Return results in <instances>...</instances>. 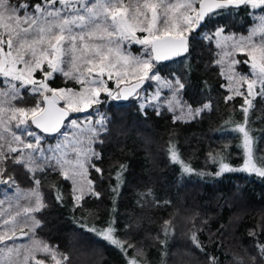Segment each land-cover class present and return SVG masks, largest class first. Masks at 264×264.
<instances>
[{
	"label": "trees",
	"instance_id": "16d2710c",
	"mask_svg": "<svg viewBox=\"0 0 264 264\" xmlns=\"http://www.w3.org/2000/svg\"><path fill=\"white\" fill-rule=\"evenodd\" d=\"M217 13L206 17L191 34L188 53L156 64L163 78L175 73L185 81L186 88L180 94L185 106L196 108L210 101V109L174 121L180 115L179 108L169 111L166 104L157 103L141 107L134 95L125 101L104 95L95 107L105 117L107 132L103 143L94 145L102 157L94 163L103 169V175L89 169L99 198L87 196L77 206L71 183L49 174L41 187L47 207L35 214L41 226L33 236L31 221L18 224V244H30L33 238L46 242L62 264H129L131 258L140 264H210L209 257H214L216 264H264L258 250L264 243V177L238 170L216 175L221 162L238 169L245 157L239 147L242 134L233 130L243 120V97L225 99L232 93L221 87L228 82L221 75L222 66L216 63L221 49L213 33L223 27L224 33L247 36L254 11L241 6ZM130 48L138 51L135 45ZM234 58L241 61L236 72L250 75L248 64L243 63L248 57L237 52ZM49 82L56 88L79 86L59 73ZM162 92V98L171 96L167 88ZM35 102V94L26 88L18 104L30 107ZM254 103L247 128L259 143L257 156H264V119H260L264 117V101L258 98ZM41 135L45 136V147L53 142L52 136ZM170 148L178 153V161L171 159ZM210 154L216 157L215 162ZM186 166L192 171H185ZM7 167L21 190L33 186L25 167L11 161ZM57 183L62 202L54 198ZM6 190L12 195L7 185H0V198ZM148 192L151 194L145 199ZM16 204L20 206L11 208L12 212L27 206L28 201L22 197ZM246 207L248 214L242 209ZM237 216L240 219L235 223L232 218ZM109 225L116 238L134 248L125 253L104 239L100 233ZM37 256L45 258L43 253ZM53 262L51 256L46 258V264Z\"/></svg>",
	"mask_w": 264,
	"mask_h": 264
},
{
	"label": "snow or ice",
	"instance_id": "6c2138e0",
	"mask_svg": "<svg viewBox=\"0 0 264 264\" xmlns=\"http://www.w3.org/2000/svg\"><path fill=\"white\" fill-rule=\"evenodd\" d=\"M241 6L261 10L248 35L239 38L223 35V27L217 28L213 35L219 38L216 46L221 49L216 63L222 66L221 75L228 82L221 87L232 93L225 99L243 97V120L233 130L242 134L239 147L245 157L244 166L234 169L221 162L216 175L238 170L264 177V156H257L261 151L259 143L247 128L249 113L256 107L254 102L258 98L264 101V0H135V3L129 0L127 4L124 0H36L34 3L0 0V77L3 78L0 79V185H7L15 194L9 196L6 192L4 199H0V264H46L48 256L55 264H62L46 242L33 238L30 244L17 243V217L21 212L12 214V201L20 196L28 201L23 214L31 221L30 231L34 236L35 229L41 226L35 214L47 207L41 187L49 174L71 183L77 206L87 196L99 198L95 182L89 178V169L103 175V169L94 163L102 158L94 145L103 143L107 127L102 115L93 122L89 109L101 103L102 93L114 99L139 97L138 89L145 82L154 81L157 90L143 98L150 106L155 100L159 105L166 104L169 111L179 108L180 115L174 121L210 109V101L196 108L185 106L180 99L185 81L175 73L171 78H162L156 64L188 53L191 34L210 14ZM132 43L143 46V54H132L127 47ZM237 52L248 57L243 63L249 65L250 75L236 72L235 66L241 63L234 58ZM57 73L73 80L80 89L52 87L49 81ZM129 77H134L131 87L127 86ZM161 85L169 89L170 97L162 98ZM26 88L36 96L30 107L18 104ZM60 101L64 102L63 106ZM73 112L87 115L82 119L69 118ZM41 133L52 136L55 142L45 147V136ZM169 151L171 159L178 161L175 149ZM210 157L215 162L216 157L211 154ZM9 161L25 167L31 174V188H19L8 171ZM123 171L121 165L120 172ZM185 171L192 170L186 166ZM54 187V198L62 202L59 184ZM150 194L145 193L144 198ZM6 202L7 209L3 208ZM114 233L109 225L100 234L125 253L134 248ZM258 250L264 257V243L258 245ZM37 253H43L45 258H38ZM62 259L67 261L66 256ZM209 260L210 264H216L214 257ZM129 264L138 261L131 258Z\"/></svg>",
	"mask_w": 264,
	"mask_h": 264
},
{
	"label": "rangeland",
	"instance_id": "374dc122",
	"mask_svg": "<svg viewBox=\"0 0 264 264\" xmlns=\"http://www.w3.org/2000/svg\"><path fill=\"white\" fill-rule=\"evenodd\" d=\"M250 7V6H249ZM251 9V8H250ZM252 10V9H251ZM252 11H254V15H253V18H254V23H256L257 22V20H256V17L257 16H259L260 14H261V10H252ZM254 23H253V25H254ZM252 25V26H253ZM223 35H234V34H231V33H223ZM213 36V35H212ZM235 36V35H234ZM236 38H239V37H241V36H235ZM213 38L215 39V41H216V39H219V38H217V37H214L213 36ZM256 39H259V37H256ZM131 45H135V47H137L138 48V51H136V50H132V48H130V46ZM127 47L129 48V50L132 52V54H134V55H141V54H143V52H144V48H143V46H141V45H139V44H135V43H132V44H130V45H127ZM249 66V65H248ZM249 69H250V67H248ZM40 76V73H37V77H39ZM163 78V77H162ZM0 79H3L2 77H0ZM129 79V81L130 82H133L134 81V77H129L128 78ZM146 84L147 83H149L150 85L149 86H147L146 84L144 85V87L143 88H141L140 89V93H141V95L139 96V98H138V102H139V105H143V106H145L146 104L148 105L149 103H148V101H146V100H144V96L145 95H148V94H151V93H153V92H155L156 90H157V87H158V85H157V83L156 82H154V81H148V82H145ZM109 85L110 86H113L112 85V82L111 81H109ZM62 88H65V87H62ZM160 88H161V93H163L162 92V89H165L166 87H163L162 85L160 86ZM80 89V86H78V89H74V90H79ZM113 89H114V86H113ZM103 94V93H102ZM101 94V97H100V100H103L104 98V95L106 96V94H103L102 95ZM113 96H115V90L113 91ZM106 98L107 99H111L112 97H108V96H106ZM64 102H62V104H63ZM155 103H157L155 100H153L152 101V104H155ZM96 104H94L93 106H92V108L91 109H89V112L91 113V115H92V119H93V122L95 121V120H97V119H100V117H101V115L102 116H104L103 114H102V112L101 111H98L97 112V110H96ZM80 114H83V115H81L80 116ZM84 114H86L87 115V113H70V115H73V117L72 118H79V119H82L83 118V116H84ZM55 142V140L53 139V142L52 143H54ZM47 147V146H46ZM244 166V164L243 165H241L240 167H238V169H240V168H242ZM21 189V188H20ZM6 192H7V190H6ZM5 191H3L2 193H3V197H1L0 199H4V197H5V193H6ZM9 193V192H8ZM11 194V193H10ZM10 194H8L9 196H14L15 194L14 193H12V195H10ZM23 196H20L18 199H20V198H22ZM17 201L18 200H13L12 201V207L11 208H14L15 206L17 207V206H20L19 204H16L17 203ZM243 201V200H242ZM241 200H239V202H242ZM244 203V202H243ZM243 203L241 204V206H243ZM9 207V203L8 202H6L4 205H3V208H5V209H7ZM23 207H25V206H23ZM23 207L22 208H20L19 210H18V208H16L17 210L16 211H20L21 212V215L19 216V217H17V222H18V224H19V226H23L24 224H25V222L27 221L26 220V217L24 216V214H23ZM243 210H244V213L245 214H248L250 211L247 209V207L244 209V208H242ZM16 211H13L12 212V214L13 215H15V213H16ZM239 215H244V214H239ZM5 218H7V217H5ZM240 219V217H235V218H232V219H234V221H235V223ZM231 225H233V222H231ZM51 264H55V262H53V263H51ZM138 264H140V263H138ZM142 264V263H141Z\"/></svg>",
	"mask_w": 264,
	"mask_h": 264
},
{
	"label": "water",
	"instance_id": "95a60500",
	"mask_svg": "<svg viewBox=\"0 0 264 264\" xmlns=\"http://www.w3.org/2000/svg\"><path fill=\"white\" fill-rule=\"evenodd\" d=\"M203 23H204V22H202V24H203ZM197 30H198V29H196V31H197ZM174 58H176V57H174ZM174 58H173V59H174ZM167 61H169V60H167ZM159 62H164V61H159ZM133 82H134V81H133ZM133 82H130L129 85H127V86H128V87H131V84H132ZM145 84H146V83H144V84L142 85V87H143ZM142 87H141V88H142ZM141 88H140V89H141ZM140 89H138V91H140ZM130 97H132V96H129L127 99H124V98L121 97V98L116 99V100H117V101H125V100H128ZM134 97H137V96L134 95ZM62 102H63V101H60V106H63ZM69 115H70V114H69ZM33 126H34V125H33ZM34 127H35V126H34ZM39 131H40V130H39Z\"/></svg>",
	"mask_w": 264,
	"mask_h": 264
}]
</instances>
